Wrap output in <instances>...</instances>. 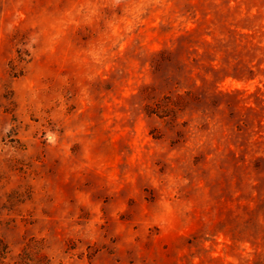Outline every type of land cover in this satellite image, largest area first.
I'll return each mask as SVG.
<instances>
[{"label":"rangeland","instance_id":"obj_1","mask_svg":"<svg viewBox=\"0 0 264 264\" xmlns=\"http://www.w3.org/2000/svg\"><path fill=\"white\" fill-rule=\"evenodd\" d=\"M0 264H264V0H0Z\"/></svg>","mask_w":264,"mask_h":264}]
</instances>
